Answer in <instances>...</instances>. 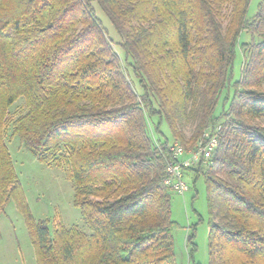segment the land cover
I'll use <instances>...</instances> for the list:
<instances>
[{
  "label": "trees",
  "instance_id": "1",
  "mask_svg": "<svg viewBox=\"0 0 264 264\" xmlns=\"http://www.w3.org/2000/svg\"><path fill=\"white\" fill-rule=\"evenodd\" d=\"M250 3L0 0V213L16 201L38 264H177L169 146L211 136V157L184 169L205 181L209 264H264V0L248 17ZM8 127L68 168L88 232L35 220Z\"/></svg>",
  "mask_w": 264,
  "mask_h": 264
},
{
  "label": "rangeland",
  "instance_id": "2",
  "mask_svg": "<svg viewBox=\"0 0 264 264\" xmlns=\"http://www.w3.org/2000/svg\"><path fill=\"white\" fill-rule=\"evenodd\" d=\"M257 3L258 0H251L248 17L255 14ZM97 12L110 35L117 38L108 17L101 10ZM239 39L244 41L251 38L247 33L242 32ZM117 49L121 55L124 54L121 48ZM242 61L243 54L240 48H237L232 66L234 80L240 77ZM226 94L227 90H224L217 105L216 114L221 112ZM22 103V101L16 102L15 107ZM166 128L164 125L163 129L168 132ZM5 136L27 204L35 220L47 221L51 232L58 224L78 227L88 232L81 212L75 205V186L69 176L68 168L64 165H47L38 161L22 145L17 136H11L10 127ZM184 181L189 187L184 194L171 191V217L175 222L172 235L176 262L177 264H209L210 221L205 181L199 177L193 182V176L188 171L184 172ZM192 228H195L194 252H191L188 243ZM0 264H38L24 214L17 208L14 199H10L0 213Z\"/></svg>",
  "mask_w": 264,
  "mask_h": 264
},
{
  "label": "built area",
  "instance_id": "3",
  "mask_svg": "<svg viewBox=\"0 0 264 264\" xmlns=\"http://www.w3.org/2000/svg\"><path fill=\"white\" fill-rule=\"evenodd\" d=\"M216 146V136H211L197 150L190 152H187L178 142H172L169 149L173 159L167 164L164 185L170 187L173 191L184 194L189 188L184 181V169L197 164L201 158H210Z\"/></svg>",
  "mask_w": 264,
  "mask_h": 264
}]
</instances>
